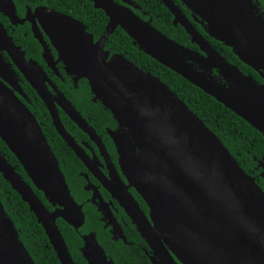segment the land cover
Here are the masks:
<instances>
[{"label":"water","instance_id":"obj_1","mask_svg":"<svg viewBox=\"0 0 264 264\" xmlns=\"http://www.w3.org/2000/svg\"><path fill=\"white\" fill-rule=\"evenodd\" d=\"M108 17L96 41L71 15L41 7L42 29L57 51L43 46L48 66L64 63L75 80L87 79L91 92L118 123L110 131L118 163L128 184L148 207V217L119 180L112 188L137 232L149 247L152 264H264V192L243 170L205 123L158 76L122 54L109 56L104 43L120 26L132 43L240 116L264 135V85L229 63L195 28L173 0H161L198 50L169 38L129 7L113 0H90ZM199 19L205 32L229 46L255 71H264V16L252 0H180ZM0 10L15 18L12 0ZM6 51L47 107L57 133L80 156L64 129L36 62H28L0 22V51ZM216 70L219 77L212 74ZM0 76L22 93L16 74L0 58ZM65 113L93 139V129L61 93ZM0 138L17 158L32 185L54 207L49 209L32 186L0 152V173L41 224L60 264H76L56 224L58 217L78 229L82 205L70 193L64 174L38 121L0 79ZM83 159V158H82ZM264 173V159L258 160ZM118 185V191L113 186ZM120 186V187H119ZM120 188V189H119ZM88 264H114L95 234L82 235ZM0 264H36L18 238L0 201Z\"/></svg>","mask_w":264,"mask_h":264},{"label":"trees","instance_id":"obj_2","mask_svg":"<svg viewBox=\"0 0 264 264\" xmlns=\"http://www.w3.org/2000/svg\"><path fill=\"white\" fill-rule=\"evenodd\" d=\"M12 1H14L17 12L22 14L25 10V0ZM252 1L257 5L259 11L264 16V0ZM27 3L32 5L31 2ZM37 3L52 6L64 13L72 15L87 25V29L93 31L95 35H98L103 30L106 23L104 12L101 9L94 8L92 2L89 0H38ZM183 8L186 10V14L190 12L185 6ZM154 11L158 15H161L160 18L154 17L152 20V24L158 30L185 46L197 49L196 44L190 42V37L182 26H172L168 10L162 3L158 4V7L154 8ZM101 16L103 17L102 20H100ZM162 17H166V21L162 20ZM199 23L201 24V22ZM193 24L209 43L228 61H233V59H235L239 61L237 64L242 68L255 72L254 69L241 62L229 46L210 37L205 32L202 24V26L194 22ZM104 47L108 49L110 53L117 52L122 54L137 66L158 76L160 80L166 83L168 87L183 100L189 109L217 135L236 159L237 163L245 172L255 178L257 184L264 192V174H260L263 170L262 167L258 165V160L264 159V135L262 133L215 100L212 96L206 94L179 74L145 54L137 45L132 43V39L121 27L118 26L114 32L107 37ZM212 74L219 77V73H217L216 70H213ZM67 75L68 77H65V81L62 82L59 80L57 81V85L67 96L68 100H71L79 111H82L84 108L87 112L86 116L91 115V113L97 114L103 117L107 122L106 124L111 125L115 118L98 99L94 98L87 79L81 77L75 80L74 74L67 73ZM24 90L27 93L25 87ZM32 95L35 96L33 91ZM91 98L95 102H92ZM36 100L37 102H33L32 106L28 105V108L40 124L52 151L57 154V152H60L57 149V147L60 148L59 135L55 131L51 119L46 115V110L42 102L39 98ZM33 106H36V108L32 109ZM63 119L69 121L67 117ZM0 152L6 157L8 162L15 167L16 171L22 175V178L32 186L34 192L39 196L45 206L52 209L54 205L47 201L43 193L32 185L21 164L1 138ZM66 172L70 178L71 172L68 168H66ZM140 200L143 204V208L146 209L147 206L141 197ZM0 201L4 213L15 227L19 240L27 249L34 262L36 264H60L41 224L37 222L35 215L29 210L27 203H25L20 195L12 189L10 184L3 179L1 173ZM56 224L76 264H88L81 252V248L83 246L82 235L92 232L90 230L94 231L93 233L95 234L97 242L102 246L105 254L114 264H152L148 258V254L143 250V248H147L146 242L137 232L134 233L135 237L128 236V240L131 241L129 244L120 239L114 240L110 238L109 233L102 228L101 223L98 221L97 213L90 207L83 224L77 230L62 218H57Z\"/></svg>","mask_w":264,"mask_h":264},{"label":"flooded vegetation","instance_id":"obj_3","mask_svg":"<svg viewBox=\"0 0 264 264\" xmlns=\"http://www.w3.org/2000/svg\"><path fill=\"white\" fill-rule=\"evenodd\" d=\"M37 1L38 0H25L26 2L25 10L22 14H19L17 12L16 6H15V15H16L15 18L9 17L8 15L4 14L3 11L0 10V22L2 23L8 36L12 39L15 45L20 47V50L23 52L25 59L28 62H33V61L36 62L41 67V69L45 72L46 76L43 78V82L47 88V92L50 96V99L53 101L55 105L57 114L60 118V121L64 129L72 137L80 153V156H78L76 152L74 151V149L71 148L66 143V141L57 133L61 141V143L59 141L60 148L57 147V149L60 152H57V154L56 153L54 154L57 158L61 171L65 175L64 177L67 182L71 195L73 196V198L75 199L77 203L82 205V211L84 213V220H85L87 211L90 207L92 210H95V212L97 213L98 221L101 223L102 228L109 233L110 238L114 240L120 239L123 242L129 244L131 243V241L128 240V236L135 237L134 233L137 232L136 227L132 223L130 217L125 212L124 208L121 206L119 200L113 195L111 190L107 187L109 186L112 188V183L114 182V177L116 176V174L124 186H127L128 184L124 174L122 173L120 169V165L118 163L117 149L110 135V131H116L120 128H118V123L112 118V116L111 118L113 119V123L111 125H108L106 124L107 122L103 119L102 116H98L97 114H92V113L91 115L86 116L87 112L84 108L82 111H79L77 107L72 103V101L69 100L72 103V105L75 107V109L79 111L80 114L82 113L81 116L85 119L87 124L93 129L96 135L94 137L97 139L95 140L87 132H85L82 128H80L73 120H71L70 117L65 113V111L60 106L59 102L57 101V98L59 95L58 92H61L66 98L67 96L58 88L57 81L60 80L64 82L65 77H68V75L64 68L63 62L61 61H56L55 70L51 69L48 66L44 58V55H43V52H44L43 46L41 42L39 41V39L35 36V33L33 31V25H36L38 27L42 40L49 48L51 54L53 55V58L56 60L57 51L52 46L49 37L43 31L37 14L41 15V12L39 10L41 7H47V8L62 12V13L64 12L52 6L42 4V3H37ZM113 1L120 5L129 7L135 14L140 16L142 19L150 20L151 24H152V20L154 17L160 18L161 16L155 13L154 11V8L158 7V4L162 3L161 0H113ZM27 2H31L32 5H29ZM173 2L186 15V17L191 21L192 24L193 22L195 24L196 23L200 24L199 23L200 20L192 16L190 12H187L186 14V10L183 8L184 5L180 2V0L179 1L173 0ZM165 8L168 10L166 6ZM168 14L170 15V23L172 24V26L176 27L180 25L179 23H177L176 25L172 23L173 15L169 10H168ZM104 15L106 16L105 13ZM102 19L103 17L101 16L100 20ZM162 20L166 21V17H162ZM107 21H108V17L106 16V23ZM85 29L88 33L92 34L94 41L98 39L102 31L104 30L103 28V30L98 35H95L93 31L87 29V25H85ZM104 50H107L109 52V56L117 53V52L110 53V51L108 49H105V47H104ZM194 50H198V47L197 49H194ZM0 58L3 59V61L6 64H8V66L11 69H13V71L15 72L16 81L18 85L20 86L22 93L14 89L8 80H5L1 76H0V79L3 80V82L13 90V92L17 95V97L27 107L32 106L33 102L36 103L37 102L36 99L39 98L43 106L45 107L46 115L51 119L49 111L47 107L45 106L44 102L38 96L36 90L24 78L23 74L19 71L18 67L12 61V59L7 54V52L1 50ZM228 62L236 65L238 69L245 75H250L252 79L256 81V83L264 85V71L263 72L262 71L253 72L248 69L242 68L239 64H237V62L239 61L235 59H233V61H228ZM23 85L25 89L27 90V93L24 90ZM32 91L35 93V96L32 95ZM91 101L95 102L93 101L92 98H91ZM35 108L36 106H33L32 109H35ZM62 115L64 117H67L69 121H67L66 119H63L64 117ZM66 168H68V170L71 172L70 178L67 175ZM260 174L262 175L264 173L261 172ZM113 188H115V190L118 191L117 184L113 186ZM126 189L131 194V196L134 198V200L137 202L140 209L148 217V207L146 209L143 208V204L141 203V200H140V195L131 186H127ZM90 231L94 232L93 230H90ZM147 248H143V250L145 251L146 254H148V258H149L150 250L148 246Z\"/></svg>","mask_w":264,"mask_h":264}]
</instances>
